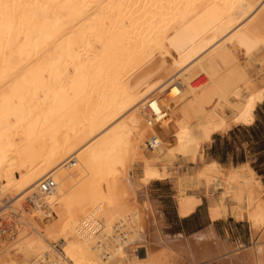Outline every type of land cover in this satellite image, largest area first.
<instances>
[{
  "label": "bare ground",
  "instance_id": "1",
  "mask_svg": "<svg viewBox=\"0 0 264 264\" xmlns=\"http://www.w3.org/2000/svg\"><path fill=\"white\" fill-rule=\"evenodd\" d=\"M263 102L264 0H0V264H177L158 181L264 264L261 178L206 154Z\"/></svg>",
  "mask_w": 264,
  "mask_h": 264
},
{
  "label": "crops",
  "instance_id": "2",
  "mask_svg": "<svg viewBox=\"0 0 264 264\" xmlns=\"http://www.w3.org/2000/svg\"><path fill=\"white\" fill-rule=\"evenodd\" d=\"M256 114L260 115V119L257 117L255 124L259 122V125L261 127H264V123H263L264 121V102L259 105L256 111ZM257 128L259 129L260 127L257 126ZM232 131L233 130H230L229 132H232ZM229 134L230 133H227L226 135H219V137H222L221 141H216L215 138H217L218 136H215L213 143L207 148V153H206L207 156L210 157L212 160L216 161L217 163L224 165L226 168L236 167L238 165H243L246 163H250L251 167H253V160L252 159L250 160L248 156V153H249L248 149L250 148L249 142L239 141V142L233 143L232 141L228 139ZM262 142H264V133H263ZM256 157L260 158V160L263 161L264 160V150L262 149L257 154ZM262 164L263 165H261L262 167L260 170L254 167L253 169H255L257 175L261 178V181L264 184V162H262ZM156 184L160 185V187H162L163 189V190L160 189L157 192L156 191L153 192L154 194L159 193L158 194L159 200L162 201V204H160L157 208L159 209L160 212H162L165 215L166 219L168 220V224H169L168 226L167 225L163 226L164 229L162 228L164 237L166 236V239H168L169 243L174 244L173 246L177 253H181L183 255L186 253V255L184 256L182 255L181 258L178 257V259L176 260L177 264H186V263L189 264L190 263L189 262L190 261L189 250L192 253L195 252L198 254V255L196 254L195 255L198 256L199 258V264H252L253 263L252 256L250 253L247 252L248 258L247 256H245L246 253H244L243 254L244 257L241 256L239 257L240 259L238 258L236 254L237 248H240V246L242 245H244L245 247H248V246L250 247L257 240L258 236L255 230L252 229L251 225L248 224V222L238 221V220L236 221V219H234V217H232L231 215H229L227 218H220V219L213 220L210 217L206 202L204 203V201L190 215L188 216L179 215L180 212H178L179 210L176 205V201L174 197L175 190L172 187V184L169 181H158ZM168 187H170L171 191L166 190ZM255 234H256V237H255ZM209 236H212V237H209ZM195 238L199 239L198 240L199 242L195 241L196 240ZM195 243H197L198 245ZM221 244L223 247L221 246ZM185 245L188 249L187 248L185 249ZM217 245H218V248H216ZM219 245L221 247V250H220ZM205 246H208L209 248L212 247L211 249L213 250L207 249L209 253L210 252L212 253L211 255L207 252V250H206V253L203 251L205 249L204 248ZM225 247L227 248V251ZM216 249H219L220 251ZM193 250L195 251L193 252ZM197 250L200 252H196ZM183 251H185V253H183ZM202 252H203V255L205 254V256L206 254L207 256L210 255L209 259L205 257L201 259L203 256H201L200 253ZM231 253L234 255L230 256ZM212 255H215L214 256L215 259L212 257ZM226 255L227 256L229 255L230 257L228 258ZM219 256L221 259L217 260ZM221 256H223L224 258ZM249 257L251 260L249 259ZM200 259H201V262H200ZM209 261H211V263Z\"/></svg>",
  "mask_w": 264,
  "mask_h": 264
},
{
  "label": "rangeland",
  "instance_id": "3",
  "mask_svg": "<svg viewBox=\"0 0 264 264\" xmlns=\"http://www.w3.org/2000/svg\"><path fill=\"white\" fill-rule=\"evenodd\" d=\"M257 117L260 119V115L256 114V119H257ZM263 123H264V121H263ZM257 126H259L260 128L258 129ZM232 130L233 131L230 132V134L228 135V139L230 141H232L233 143L234 142H239V141H241V142H246V141L249 142L250 148L248 149L249 150L248 151L249 152L248 156H249L250 160L251 159L253 160V167L254 168H258V170H260L261 167H262L261 165H263L262 162H264V160L261 161L260 158H257L256 156L262 149L264 150V148H263L264 142H262L263 133H264V127H261L259 125V122H257L256 124H254L253 126H250V127L239 126V127L233 128ZM218 137L215 138L216 141H221L222 137H219V138ZM160 189H162V187H160V185L154 184L152 187L149 188V190L146 193H141L140 196H141L142 200H145V198L147 196H149L152 199L153 203L155 204V206L157 208L160 204H162V201L159 200V195H158L159 193L154 194L153 192L154 191L157 192ZM166 190L167 191H171L170 187H168ZM6 216L7 215L4 214L3 217H0L1 218L0 220H2L4 218V226L7 227L9 222L12 221L11 220L12 218L9 217V216H7V218H6ZM8 219H10V220H8ZM167 244L169 246H172V244L169 243L168 241H167ZM140 256L144 257V252L143 251H140Z\"/></svg>",
  "mask_w": 264,
  "mask_h": 264
},
{
  "label": "built area",
  "instance_id": "4",
  "mask_svg": "<svg viewBox=\"0 0 264 264\" xmlns=\"http://www.w3.org/2000/svg\"><path fill=\"white\" fill-rule=\"evenodd\" d=\"M52 185H53L52 183H45L44 185H42V188H43L45 191H50Z\"/></svg>",
  "mask_w": 264,
  "mask_h": 264
},
{
  "label": "trees",
  "instance_id": "5",
  "mask_svg": "<svg viewBox=\"0 0 264 264\" xmlns=\"http://www.w3.org/2000/svg\"><path fill=\"white\" fill-rule=\"evenodd\" d=\"M254 124H255V123H254ZM254 124H253V125H254ZM245 127H250V126H245Z\"/></svg>",
  "mask_w": 264,
  "mask_h": 264
}]
</instances>
